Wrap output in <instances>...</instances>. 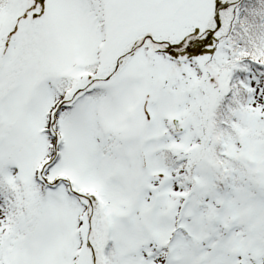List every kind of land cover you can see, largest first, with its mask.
Masks as SVG:
<instances>
[{
	"label": "snow or ice",
	"instance_id": "snow-or-ice-1",
	"mask_svg": "<svg viewBox=\"0 0 264 264\" xmlns=\"http://www.w3.org/2000/svg\"><path fill=\"white\" fill-rule=\"evenodd\" d=\"M0 264H264V0H0Z\"/></svg>",
	"mask_w": 264,
	"mask_h": 264
}]
</instances>
